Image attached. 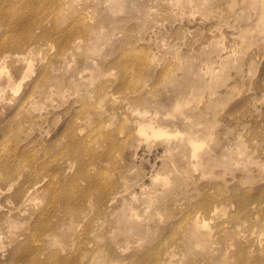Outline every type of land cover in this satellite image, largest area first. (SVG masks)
Returning <instances> with one entry per match:
<instances>
[{"label":"rangeland","instance_id":"rangeland-1","mask_svg":"<svg viewBox=\"0 0 264 264\" xmlns=\"http://www.w3.org/2000/svg\"><path fill=\"white\" fill-rule=\"evenodd\" d=\"M0 6L1 84L18 50L37 62L0 134L18 163L0 182V264H264V0Z\"/></svg>","mask_w":264,"mask_h":264},{"label":"bare ground","instance_id":"bare-ground-1","mask_svg":"<svg viewBox=\"0 0 264 264\" xmlns=\"http://www.w3.org/2000/svg\"><path fill=\"white\" fill-rule=\"evenodd\" d=\"M1 8V6H0ZM33 18H31L29 20L28 26L31 25ZM12 45L14 46L15 43H12ZM11 46V45H10ZM17 47H20L19 44H16ZM10 50H7L5 52H8ZM19 51V55L17 56H12L11 59L13 60H18L21 65L18 66V64H16L15 62L11 64V62H9L10 64V68H9V78L5 81L6 84L3 85L0 82V91L5 90L3 92L0 93V134L1 132L6 129L10 123H11V119H12V115L14 114L15 110L20 106L18 104V99L21 101H24L28 92L30 91V87L31 84H26L23 83V79L25 78V72L27 71V69L31 68L33 66V63H37L35 62V59L33 60V55L36 53L33 49H29L26 53L21 54V51ZM8 55H1L0 57V69L4 70L5 68H7L6 66L3 65L4 61L7 59ZM3 65V66H2ZM18 85H21V88H23V90L21 91L22 94L19 95V97H12V96H7L8 92H14V91H19L18 89ZM17 99V100H16ZM152 126V125H151ZM158 132H162V130L158 129ZM164 132V131H163ZM164 134V133H163ZM193 145L195 146L194 151L197 153L198 151H200V146L197 145L196 143H193ZM84 148H86V145L84 144ZM81 149H79L80 151ZM78 151V153H80ZM78 157L82 158L83 156L78 155ZM0 162H1V166H0V182L1 183H9L10 181L14 180V178H8L10 176V174L12 173V170L17 167L18 163L16 161L11 162V160L9 159V154L4 153L2 155H0ZM37 170H34V172H36ZM19 176H23L22 174ZM16 177V178H19ZM8 178V179H7ZM15 178V179H16ZM39 181H34L31 183V181H28L26 184V187L24 189L18 190V192H16L17 194H20L21 192H28L32 189H36L39 188V190H43L42 187H38L39 185ZM16 183V182H15ZM14 184V183H13ZM90 185L94 184V180L92 179V177H90ZM12 185V184H10ZM3 187V186H2ZM104 188H107V186H104ZM86 192L83 191L82 195L85 194ZM62 201H63V205L61 207L62 211H66L69 209H72L74 211L77 210V207L73 208L68 199L69 197L66 194H62ZM224 202H228V201H224ZM200 208L203 210H208L210 211L212 209L210 201L209 202H204L200 204ZM196 218H195V222L196 225H200L201 227H204V230L206 231V223L204 222L205 220H203V218H201L200 215L195 214ZM190 220V219H189ZM26 246L28 247V255L29 257L31 256V254L34 252L32 251L30 248H33V246L30 243L26 242ZM261 254L263 249L258 250ZM31 253V254H30ZM88 255V253H87ZM53 258V257H52ZM55 260V258H53ZM56 261V260H55ZM161 261L160 257H155V256H148L147 254L144 256L141 255H136L134 257H132L129 261V263L131 264H159V262ZM20 263V261L18 259H14L11 263L8 262L9 264H14V263ZM262 260L257 259L256 256V260L254 261V263H262ZM28 264H50L49 261L47 260H40L38 258H34V257H30Z\"/></svg>","mask_w":264,"mask_h":264}]
</instances>
